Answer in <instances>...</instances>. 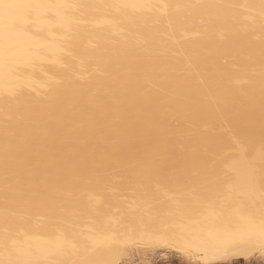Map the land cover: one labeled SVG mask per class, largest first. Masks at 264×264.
Returning a JSON list of instances; mask_svg holds the SVG:
<instances>
[{
	"label": "bare ground",
	"instance_id": "1",
	"mask_svg": "<svg viewBox=\"0 0 264 264\" xmlns=\"http://www.w3.org/2000/svg\"><path fill=\"white\" fill-rule=\"evenodd\" d=\"M136 246L264 264V0H0V264Z\"/></svg>",
	"mask_w": 264,
	"mask_h": 264
},
{
	"label": "rangeland",
	"instance_id": "2",
	"mask_svg": "<svg viewBox=\"0 0 264 264\" xmlns=\"http://www.w3.org/2000/svg\"><path fill=\"white\" fill-rule=\"evenodd\" d=\"M118 264H258L251 261L230 260L205 262L192 250L184 252L164 246H136L122 256Z\"/></svg>",
	"mask_w": 264,
	"mask_h": 264
}]
</instances>
